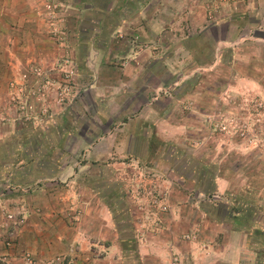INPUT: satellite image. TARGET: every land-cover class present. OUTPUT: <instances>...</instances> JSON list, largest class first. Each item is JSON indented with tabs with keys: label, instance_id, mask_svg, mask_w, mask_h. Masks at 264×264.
<instances>
[{
	"label": "crops",
	"instance_id": "obj_1",
	"mask_svg": "<svg viewBox=\"0 0 264 264\" xmlns=\"http://www.w3.org/2000/svg\"><path fill=\"white\" fill-rule=\"evenodd\" d=\"M48 1L0 0L1 95L7 81L13 77L23 84L31 83L30 78L35 84L32 75L35 69L40 68L44 73L51 71L56 50L48 37L44 17ZM60 1L61 14L68 25L67 49L73 58L75 74L62 110L51 121L33 129L44 134L53 131L60 140L73 144L76 141L81 150L82 146L85 148L82 159L75 156V162L81 159L78 166L68 165L72 156H69L70 161L65 157L67 163L60 168L53 167L54 171L46 177L81 172L84 178L104 180L115 176L116 181H122L129 174L126 167L144 166L146 162L152 165L164 162L170 167L181 163L179 156L172 155L174 148H168L171 155L151 156V153L160 148L167 150L165 145H171L167 142L174 140L183 146V130L201 128L202 118L198 114L209 108L213 94L207 86L203 88L196 82L189 95L195 99V109L188 114L182 111L180 98L176 96L147 105L152 87L172 73L166 68L169 62L160 54L167 41L175 42L176 38L174 33L165 40L166 26H161L165 21L164 10L159 7L160 12L154 18L152 13L158 11L151 12L149 0ZM192 9L191 16L195 15L196 20L191 18V23L201 20L202 13L198 11L202 10ZM233 17L241 19L238 30L243 34V42L232 58L226 57L223 77L229 82L240 79L243 84L264 87V0H234L224 5L211 25L192 27L189 41L192 43L194 39L197 43V34L204 33L205 43L213 46L214 33L222 28L225 32L227 25L231 28ZM121 34L122 37L117 38ZM181 37L179 29L177 38L181 40ZM221 40L231 39L222 37ZM184 41L182 39L181 44L185 45ZM145 42H151L159 53L145 52L138 59V67L123 62L134 46ZM193 48L194 45L186 51V61L203 63L197 59ZM175 61L179 63L178 58ZM119 81L121 87L117 85ZM176 167L172 172L190 182L193 192L207 197L213 192V199L205 204L207 206L200 203L199 207L193 201H182L173 195L178 187L161 176L164 179L155 183V187L159 191L166 189L168 193L167 212L157 215L156 229L147 225L136 227L133 217L130 218L132 205L104 203L103 198L108 196L101 194L106 193V189L100 185L88 188L86 184H81L79 189L81 218L72 228L63 212L68 203L55 201L57 187L49 182L29 184L27 194L14 200L10 197L0 200L4 208L19 204L24 210V226L15 232L8 252L2 247L4 235L0 228V256L11 255L8 264H22L19 258L25 252L38 260L69 255L63 264H264V229L256 225L255 233L250 231L248 224L252 222L244 215L247 202L243 200L236 205L234 200L215 201L216 193L222 192L216 190L214 180L205 178L206 172H197V167L192 165L193 177H186L183 169ZM27 174L16 171L14 176L24 179ZM256 175L259 174H247L250 181L243 184V194L248 189H264V175L263 181ZM120 185L116 188L121 190ZM122 186L133 188L127 183ZM117 189H110L109 195L114 197ZM184 234L194 235L195 240H184ZM252 234L261 236V241L257 239L258 246L251 244ZM94 247L101 250V255H95Z\"/></svg>",
	"mask_w": 264,
	"mask_h": 264
},
{
	"label": "rangeland",
	"instance_id": "obj_2",
	"mask_svg": "<svg viewBox=\"0 0 264 264\" xmlns=\"http://www.w3.org/2000/svg\"><path fill=\"white\" fill-rule=\"evenodd\" d=\"M60 2L62 3L60 0H49L44 16L48 37L54 42L56 50L51 71L44 73L40 68L35 69L32 75L36 80L34 82L36 85L30 78L28 81L31 83L23 84L13 77L7 81L4 94H0V200L7 199V197L14 200L18 196L27 194L31 183L39 185L49 182L58 189L55 201L58 204L68 203L63 212L68 225L73 228L81 218V192L79 191L81 184H86L88 188L100 185L106 189V193L101 194L102 197L108 196L107 199L103 198L104 203L118 202L119 206L121 203L124 206L129 203L130 206H133V212L129 214L130 218L133 217L134 225L138 227L137 219L146 214L151 213L152 215V211H155L151 206L153 199H161L167 205L168 193L166 189L159 191L158 187H155V183H160L164 178L172 181L175 188L178 187L173 192L176 198L188 203L193 201L197 206L200 203L202 206L210 204L213 192L207 194L208 197L198 195L193 192L190 182L183 181L172 172L173 167L177 166L176 168L183 169L184 176L191 177L193 172L191 166L194 165L195 168L197 167V172H206L208 176L205 178L214 180L216 190L222 192L216 193L215 201L234 200L238 205L242 204L244 200L247 202L244 215L252 222L248 224L250 231L255 233L256 225H260L259 228L264 229V222L261 224L264 221V189L259 191L248 189V192L243 194V184L250 181L247 174H259L256 175L257 179L262 178L263 181L264 87H257L252 83L243 84V80L240 79H231L230 83L223 77L225 74L224 63H227L226 57L232 58L233 52L243 42V34L238 30L241 19L233 17V21L230 23L231 28L227 25L225 32L222 28L218 33H214L215 40L211 47L205 43L204 33L197 34V38H195L197 43L194 39L192 43L189 41L192 38L191 31L195 24L198 28L211 25L217 18L221 7L234 2V0L148 1L151 12L158 11L152 13V15L155 14L154 18L160 10L165 12V17H163L165 21L161 23V26H166L165 40L174 33L176 38L175 42L167 41L166 48L160 52L161 56H164L165 60L169 62L166 68H169L172 73L166 80L159 84L156 83L152 87L147 105L153 106L160 100L167 101V98L176 96L177 99L180 98L178 102L182 111L185 114L191 113L194 111L196 103L195 99L189 98V95L196 86V82H199L203 88L207 86L213 94V98L209 108L198 114L202 118L201 128H198L197 131L183 130L181 135L185 142L183 146L174 140L171 143L167 142L171 144L170 146L165 145L167 150L162 151L160 148L151 153V156H166L173 152L172 155L181 158V163L177 162L170 167V164L166 165L164 162L153 165L151 162H146L144 166L126 167L129 174H127V178L121 179L122 181H119L120 179L116 181L115 176H109L104 180H96L93 177L84 178L81 177V172L64 177H46L49 172L54 171L53 167L60 168L64 163H67L64 162L65 157H67V161L68 159L70 161L69 156H72V162L68 165L73 163L74 167L78 166L85 148L82 146L81 150V145L76 144V141L73 144L68 140H60L59 136L53 134V131L44 134L33 129L43 125L46 121H51L62 110L67 101V95L71 92L72 78L75 74L73 58L67 49L68 25L66 18L61 14ZM159 7L160 10H158ZM192 8L202 10L198 11L202 13L201 20L194 21V23H191V18L196 20L195 15L191 16L194 11ZM155 23L158 21L156 20ZM179 29L182 32L181 40L177 38ZM121 37L122 34L117 38ZM222 37H230L231 40L223 41ZM182 39L185 40V45L181 44ZM192 45H194L192 51L197 54V59L204 61L203 63L190 64L186 61V51H190ZM159 51L151 42L138 44L123 58V62L128 61L138 67V65L140 66L138 59L145 52L156 55ZM65 58L69 59L70 68L73 70L72 77L67 79L62 75L60 66L62 59ZM176 58L179 63H176ZM28 84L29 86H27ZM64 85H66L65 91ZM117 85L122 86L120 81ZM169 147L174 150L171 152L168 150ZM75 156L81 157L79 162L76 161L77 163ZM178 164L183 167H179ZM16 171L28 174L24 179H16L14 176ZM125 182L127 185L131 184L133 188L125 189L122 186H126ZM117 185H120L121 190L116 188ZM110 189L118 190L114 197L109 195ZM225 190L228 192L225 193ZM121 207L123 208V206ZM191 210L194 211V209ZM23 213L24 210L19 204L5 208L0 205V228L4 235L2 247L5 252L11 249L15 232H19L24 226ZM219 216L224 215L219 214ZM10 233H12L11 245L7 247L5 242H7V235ZM251 237V244L254 247L258 246L257 239L261 241V236L252 234ZM10 258L12 256L9 254L1 255L0 264H8ZM47 259L50 258L39 261Z\"/></svg>",
	"mask_w": 264,
	"mask_h": 264
},
{
	"label": "built area",
	"instance_id": "obj_3",
	"mask_svg": "<svg viewBox=\"0 0 264 264\" xmlns=\"http://www.w3.org/2000/svg\"><path fill=\"white\" fill-rule=\"evenodd\" d=\"M60 66H61L62 75L64 76L65 79L72 77L73 70L72 68H70L71 62L69 61V59H66V58L62 59ZM63 89L64 91L66 90V85H64ZM151 206H152V209H154L155 211H152V215L151 213L146 214L140 219H137L136 224L138 227L143 228L144 226L147 225L148 227L156 229L158 226L157 215L164 214L167 211V205L161 199L159 200L153 199ZM7 237H8V240L7 242H5V245L7 247H10L11 245L10 240L12 239V233L8 234ZM183 239L184 240H195V236L185 234L183 236ZM94 252H95V255L97 256L101 255V250L98 249V247L96 248L94 247ZM68 257L69 255H64V256L50 258L44 261H39L35 259L30 253L25 252L22 254V256H20V260L22 264H63L64 262H67Z\"/></svg>",
	"mask_w": 264,
	"mask_h": 264
}]
</instances>
